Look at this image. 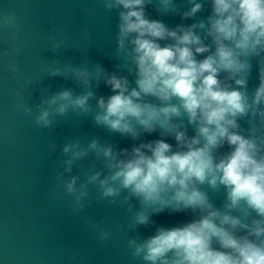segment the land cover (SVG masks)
I'll return each mask as SVG.
<instances>
[{"label":"clouds","instance_id":"clouds-1","mask_svg":"<svg viewBox=\"0 0 264 264\" xmlns=\"http://www.w3.org/2000/svg\"><path fill=\"white\" fill-rule=\"evenodd\" d=\"M100 3L117 19L114 70L54 60L47 76L81 90L63 88L29 103L21 89L37 81L17 79V59L6 64L19 85L8 89L15 110L35 128L91 117L96 127L133 142L118 147L96 136L51 143L49 153L59 149L61 157L51 199L67 197L101 243L113 231L107 220L83 216L93 192L97 203L123 208L128 223L116 227L136 233L126 248L141 264H264V0ZM168 16L180 23L157 18ZM19 25L15 12L0 16V27L13 36ZM67 41L53 35L50 48L59 53ZM101 85L109 95L97 94ZM163 213L191 219L156 226L154 217ZM151 227L150 235L138 233Z\"/></svg>","mask_w":264,"mask_h":264},{"label":"water","instance_id":"water-1","mask_svg":"<svg viewBox=\"0 0 264 264\" xmlns=\"http://www.w3.org/2000/svg\"><path fill=\"white\" fill-rule=\"evenodd\" d=\"M6 12H15L20 25L15 36L0 27V264H141L126 248L127 237L136 233L116 227L128 223L129 214L123 208L107 201L97 203L93 192L91 206L83 216L96 222L107 220L113 231L112 238L101 243L85 219L72 213L67 197L55 202L50 197L61 159L59 149L49 153L51 143L62 145L77 138L86 142L96 136L118 147H130L133 142L96 127L91 117L73 116L52 129H37L30 118L16 112L15 97L8 92L9 88H19L6 70L13 58L19 61L17 79L21 83L26 76L37 81L21 89L29 103L63 88L81 90L71 81L47 76L54 60L72 64L88 60L114 70L115 13L106 12L100 0H0V16ZM157 18L170 26L180 23L175 16ZM53 35L68 37L59 53L50 48ZM14 47L21 49L18 57L11 51ZM96 91L98 95L110 94L103 85ZM81 171L74 168V174ZM213 198L217 205L222 203V195L213 194ZM190 219L184 213L154 217L156 226H174ZM153 232L154 227L138 229L141 236Z\"/></svg>","mask_w":264,"mask_h":264}]
</instances>
